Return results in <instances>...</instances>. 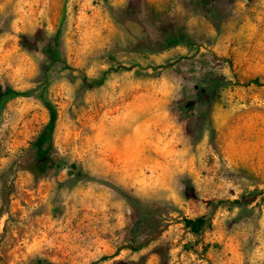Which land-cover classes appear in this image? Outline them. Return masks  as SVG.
<instances>
[{"label":"rangeland","instance_id":"1","mask_svg":"<svg viewBox=\"0 0 264 264\" xmlns=\"http://www.w3.org/2000/svg\"><path fill=\"white\" fill-rule=\"evenodd\" d=\"M0 264H264V0H0Z\"/></svg>","mask_w":264,"mask_h":264},{"label":"trees","instance_id":"2","mask_svg":"<svg viewBox=\"0 0 264 264\" xmlns=\"http://www.w3.org/2000/svg\"><path fill=\"white\" fill-rule=\"evenodd\" d=\"M60 40H61V33L60 31L57 32L55 36V40L53 43L54 47L60 46ZM25 45V41H24ZM83 81V86L89 89L93 88H98L104 84L105 77H102L100 79H90L86 74H83L82 77ZM249 84H260V81L255 79L251 80ZM25 93H15V95H24ZM48 110L50 112V122L44 132L41 134L39 139L36 142V148H37V156L40 158L39 164H38V169L41 173L46 172L48 169V165L50 163V158H49V145H50V140L52 137V133L55 128V123L57 120V112L51 105H47ZM240 203V202H237ZM208 223V219L206 217H199L195 220H186V226L190 228V230L196 234H198ZM147 244H137L135 245V250H141L143 249Z\"/></svg>","mask_w":264,"mask_h":264}]
</instances>
